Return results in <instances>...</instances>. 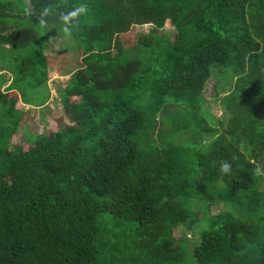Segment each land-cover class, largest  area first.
I'll return each instance as SVG.
<instances>
[{"label":"trees","instance_id":"trees-1","mask_svg":"<svg viewBox=\"0 0 264 264\" xmlns=\"http://www.w3.org/2000/svg\"><path fill=\"white\" fill-rule=\"evenodd\" d=\"M55 61L69 122L16 141ZM263 182L264 0H0V264H264Z\"/></svg>","mask_w":264,"mask_h":264},{"label":"rangeland","instance_id":"rangeland-1","mask_svg":"<svg viewBox=\"0 0 264 264\" xmlns=\"http://www.w3.org/2000/svg\"><path fill=\"white\" fill-rule=\"evenodd\" d=\"M28 1V0H27ZM153 25L151 23H145L141 25L134 26L133 30L129 32L127 35L121 37L123 48L126 50L127 48H131L136 42L138 33L146 34L148 33ZM166 32L170 36H174L177 32L172 26L171 22L168 21L164 29H160V32ZM119 40H116V44H118ZM63 40L56 39L54 41L53 50L57 51L61 46H63ZM55 51H51L55 53ZM57 53V52H56ZM66 55H59L61 59H68L69 57H63ZM58 58V59H59ZM75 59V58H74ZM71 60V61H70ZM76 60V59H75ZM73 60L71 58L68 59L66 65H70ZM72 65V64H71ZM61 69L58 67L57 62H51L50 70H49V85L51 88V98L50 100L42 106H34L32 104H25L22 100H18L17 107L23 109L25 111L23 121L19 127V131L17 132L15 139L16 141H24L25 134L28 132H35L37 134L45 133L53 131L58 128L60 123L69 122L68 117L64 113L63 104L60 100V96L58 93L59 87H64L67 80L69 79V75L67 73V68L63 67L61 64ZM67 69V70H66ZM1 73L6 76H10V72L3 70ZM9 82L6 83L8 85ZM209 88L205 91L203 106L210 110V112L219 119H223L224 110L220 106L219 99L217 100L215 96H213V81L208 82L207 84ZM13 94V93H12ZM264 185V182H263ZM219 211V206L214 205L211 213H216ZM183 233H189L185 231L183 227L175 230V234L177 237L183 235ZM199 240V236L192 235L190 237L189 245L191 248L194 246V242Z\"/></svg>","mask_w":264,"mask_h":264},{"label":"clouds","instance_id":"clouds-1","mask_svg":"<svg viewBox=\"0 0 264 264\" xmlns=\"http://www.w3.org/2000/svg\"><path fill=\"white\" fill-rule=\"evenodd\" d=\"M85 11V8L83 6H81L80 8H78L77 10L75 11H72L71 13H69L68 15H65L62 17L63 21L68 24L70 22V18L72 17H76L78 13H81V12H84ZM48 13V9H45L44 10V13L43 15H47ZM40 23L41 24H44L45 21L43 19L40 20ZM64 32L65 33H68L69 32V27L65 26L64 27ZM221 173L223 175H229L230 172H231V165L229 163H223L221 165V169H220ZM257 173L259 174L260 173V169L258 168L257 170Z\"/></svg>","mask_w":264,"mask_h":264}]
</instances>
